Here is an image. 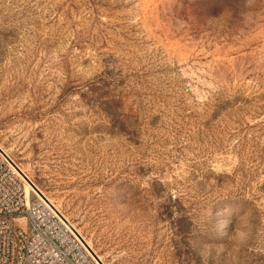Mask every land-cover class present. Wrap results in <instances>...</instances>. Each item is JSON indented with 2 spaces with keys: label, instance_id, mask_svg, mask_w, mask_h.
Listing matches in <instances>:
<instances>
[{
  "label": "rangeland",
  "instance_id": "1",
  "mask_svg": "<svg viewBox=\"0 0 264 264\" xmlns=\"http://www.w3.org/2000/svg\"><path fill=\"white\" fill-rule=\"evenodd\" d=\"M0 144L105 264H264V0H0Z\"/></svg>",
  "mask_w": 264,
  "mask_h": 264
},
{
  "label": "built area",
  "instance_id": "2",
  "mask_svg": "<svg viewBox=\"0 0 264 264\" xmlns=\"http://www.w3.org/2000/svg\"><path fill=\"white\" fill-rule=\"evenodd\" d=\"M0 147V264H92L90 246Z\"/></svg>",
  "mask_w": 264,
  "mask_h": 264
},
{
  "label": "bare ground",
  "instance_id": "3",
  "mask_svg": "<svg viewBox=\"0 0 264 264\" xmlns=\"http://www.w3.org/2000/svg\"><path fill=\"white\" fill-rule=\"evenodd\" d=\"M0 147L7 153V151L3 148V146L0 144ZM9 154V153H8ZM20 166V165H19ZM21 167V166H20ZM22 171L25 172V170L21 167ZM26 173V172H25ZM27 175V173H26ZM28 176V175H27ZM29 177V176H28ZM30 178V177H29ZM30 180L32 181V179L30 178ZM29 180V183H27V187L30 188V186H33L32 182ZM34 183V182H33ZM35 184V183H34ZM36 185V184H35ZM37 186V185H36ZM38 187V186H37ZM40 193H43L44 195L47 196V194H45V192L43 190H41L38 187ZM49 197V196H47ZM51 199V198H50ZM57 206V205H56ZM58 207V206H57ZM89 246L91 247V255H92V264H105L104 261L102 260L101 256L94 250V248L91 246V244L89 243V241H87Z\"/></svg>",
  "mask_w": 264,
  "mask_h": 264
}]
</instances>
